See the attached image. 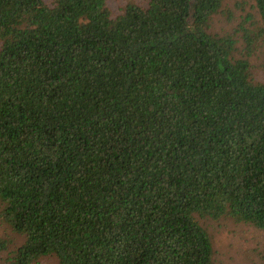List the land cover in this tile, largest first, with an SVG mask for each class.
<instances>
[{"label": "trees", "instance_id": "1", "mask_svg": "<svg viewBox=\"0 0 264 264\" xmlns=\"http://www.w3.org/2000/svg\"><path fill=\"white\" fill-rule=\"evenodd\" d=\"M246 1L257 16L215 33L223 0L114 17L107 0H0L7 264H214L200 220L264 232V0Z\"/></svg>", "mask_w": 264, "mask_h": 264}, {"label": "rangeland", "instance_id": "2", "mask_svg": "<svg viewBox=\"0 0 264 264\" xmlns=\"http://www.w3.org/2000/svg\"><path fill=\"white\" fill-rule=\"evenodd\" d=\"M133 1L142 6H145L147 2V0ZM238 1L239 3L236 4ZM126 2L128 0H107L111 16L118 15ZM223 9L224 13L213 17L212 32H231L240 22L245 21L244 17L247 13L257 16L252 3L246 0H223ZM250 60L254 66L255 79L264 80L263 69L260 68L264 62V52L257 51ZM200 223L211 235L214 248V264H259L264 257V232L244 223H236L228 218L217 221L202 219ZM4 236L10 238V247H15L22 241L20 236L13 234L0 223V237ZM7 254V250H0V264H7ZM37 264H58V262L54 256L49 255L40 259Z\"/></svg>", "mask_w": 264, "mask_h": 264}]
</instances>
